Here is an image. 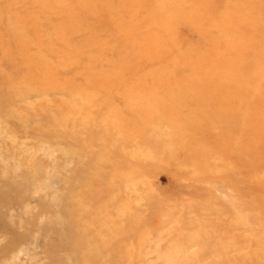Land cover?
I'll return each instance as SVG.
<instances>
[{
	"label": "rangeland",
	"instance_id": "1",
	"mask_svg": "<svg viewBox=\"0 0 264 264\" xmlns=\"http://www.w3.org/2000/svg\"><path fill=\"white\" fill-rule=\"evenodd\" d=\"M0 264H264V0H0Z\"/></svg>",
	"mask_w": 264,
	"mask_h": 264
},
{
	"label": "bare ground",
	"instance_id": "2",
	"mask_svg": "<svg viewBox=\"0 0 264 264\" xmlns=\"http://www.w3.org/2000/svg\"><path fill=\"white\" fill-rule=\"evenodd\" d=\"M205 12H206V11H205ZM205 12H204V13H205Z\"/></svg>",
	"mask_w": 264,
	"mask_h": 264
}]
</instances>
